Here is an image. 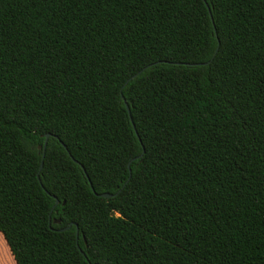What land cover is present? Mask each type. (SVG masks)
Listing matches in <instances>:
<instances>
[{
    "label": "trees",
    "instance_id": "obj_1",
    "mask_svg": "<svg viewBox=\"0 0 264 264\" xmlns=\"http://www.w3.org/2000/svg\"><path fill=\"white\" fill-rule=\"evenodd\" d=\"M0 231L18 264H264V0H0Z\"/></svg>",
    "mask_w": 264,
    "mask_h": 264
},
{
    "label": "crops",
    "instance_id": "obj_2",
    "mask_svg": "<svg viewBox=\"0 0 264 264\" xmlns=\"http://www.w3.org/2000/svg\"><path fill=\"white\" fill-rule=\"evenodd\" d=\"M0 264H18L4 234L1 231H0Z\"/></svg>",
    "mask_w": 264,
    "mask_h": 264
},
{
    "label": "water",
    "instance_id": "obj_3",
    "mask_svg": "<svg viewBox=\"0 0 264 264\" xmlns=\"http://www.w3.org/2000/svg\"><path fill=\"white\" fill-rule=\"evenodd\" d=\"M218 49H219V47L216 49L215 54L218 52ZM212 60H213V57H212L209 61H206V62H197V63H190V64H194V65L208 64V63H210ZM150 65H152V64H150ZM150 65H147V66L144 67L142 70H140L138 73H136V74H134L133 76H131L130 79H132L133 77L137 76L139 73H141L143 70H145L146 68H148ZM130 79H129V80H130ZM122 96H123V95H122ZM123 97H124V96H123ZM126 105H127L128 110L130 111V107H129L128 103H127ZM49 136H50V133H47V134H46V140H45V143H44V146H43V147H44V155H45V149H46L47 144H48V138H49ZM143 153H144V152H143ZM143 153L140 154V155H138L136 158L141 157V156L143 155ZM44 155H43V156H44ZM42 167H43V162L41 163L40 170L42 169ZM39 177H40V174H39ZM93 189H94V188H93ZM98 195L103 196V197H111L113 194H112V193H109V192H103V193H98ZM58 202H59V200L57 199L56 203H58ZM71 225H72V223H70L68 226L64 227L62 230L69 229V228L71 227ZM77 234H79V228H77ZM82 252H83V251H82ZM83 253H84V252H83Z\"/></svg>",
    "mask_w": 264,
    "mask_h": 264
}]
</instances>
